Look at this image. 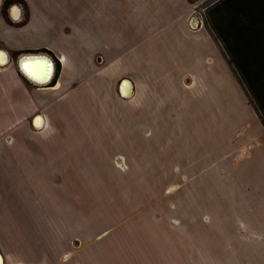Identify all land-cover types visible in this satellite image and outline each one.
<instances>
[{
	"label": "crops",
	"instance_id": "obj_1",
	"mask_svg": "<svg viewBox=\"0 0 264 264\" xmlns=\"http://www.w3.org/2000/svg\"><path fill=\"white\" fill-rule=\"evenodd\" d=\"M204 1L0 0L7 55L0 64V264H115L108 258L118 251L108 241L114 232H95L92 207L72 212L78 181L104 171L94 166L90 135L73 132V115L100 96L132 106L143 124L197 120L192 155L206 145L210 159L192 161L181 185L229 190L233 199V216H167L165 264H264V124L221 43L193 11ZM28 53L53 59L47 83L19 70ZM161 109L173 120L158 122Z\"/></svg>",
	"mask_w": 264,
	"mask_h": 264
},
{
	"label": "rangeland",
	"instance_id": "obj_2",
	"mask_svg": "<svg viewBox=\"0 0 264 264\" xmlns=\"http://www.w3.org/2000/svg\"><path fill=\"white\" fill-rule=\"evenodd\" d=\"M213 1L216 0H206L193 11L206 20L207 7ZM9 2L4 1L3 7ZM89 98L96 103L92 102V108L81 106L74 111L72 129L78 135H90L95 150L94 166L104 171L87 174L86 185L78 181L79 187L71 190L75 201L72 212L81 216L85 214L81 205L86 207V213L87 207H92L87 216H94L95 232L97 229L110 231L109 234L114 232L108 241L110 245H117L118 251L109 254L110 262L151 264L157 257V264H165V238L161 235L167 216H233L229 190L183 188L181 185L182 172L188 171L192 161L205 164L204 160L210 159L207 152L204 154L208 150L206 145L201 148L200 157L193 158L192 152L197 147L192 134L199 125L197 120H190V125L143 124L136 121L130 105L106 102L101 96ZM180 102L176 97L175 110L180 108ZM108 105L109 108L105 107ZM169 113L171 110L161 109L157 121H172ZM211 127L206 126V129ZM171 183L173 188H165ZM61 191V210L66 213L69 196L64 194L65 189ZM155 228L159 233L157 248L152 236Z\"/></svg>",
	"mask_w": 264,
	"mask_h": 264
},
{
	"label": "trees",
	"instance_id": "obj_3",
	"mask_svg": "<svg viewBox=\"0 0 264 264\" xmlns=\"http://www.w3.org/2000/svg\"><path fill=\"white\" fill-rule=\"evenodd\" d=\"M206 17L264 124V0H216Z\"/></svg>",
	"mask_w": 264,
	"mask_h": 264
},
{
	"label": "water",
	"instance_id": "obj_4",
	"mask_svg": "<svg viewBox=\"0 0 264 264\" xmlns=\"http://www.w3.org/2000/svg\"><path fill=\"white\" fill-rule=\"evenodd\" d=\"M17 4H14V7ZM18 6V5H17ZM20 16V9L18 17ZM18 17H12V19L17 20ZM7 61V55L4 50L0 49V64H4ZM19 70L33 83L44 84L49 80V76L53 70L54 73V61L47 54L43 53H28L19 57L18 59ZM124 84H129L130 89L126 94L121 93L123 96H130L131 94V82L126 78ZM41 117V115H36L33 119V125L35 126V121Z\"/></svg>",
	"mask_w": 264,
	"mask_h": 264
},
{
	"label": "bare ground",
	"instance_id": "obj_5",
	"mask_svg": "<svg viewBox=\"0 0 264 264\" xmlns=\"http://www.w3.org/2000/svg\"><path fill=\"white\" fill-rule=\"evenodd\" d=\"M18 5V4H17ZM15 6L17 9H19V7L18 6ZM19 18H20V16H19ZM52 76H53V70H52V72H51V74H50V76H49V80L52 78ZM48 80V81H49ZM130 89V86H129V84H127L126 85V87H125V90H122V93L123 94H126L127 93V91ZM38 121V120H37ZM37 121H35V122H37ZM41 124H42V120L39 122V125L41 126Z\"/></svg>",
	"mask_w": 264,
	"mask_h": 264
}]
</instances>
